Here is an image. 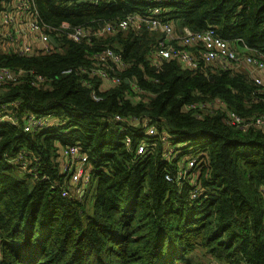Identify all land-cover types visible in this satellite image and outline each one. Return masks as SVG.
<instances>
[{
    "label": "trees",
    "instance_id": "obj_1",
    "mask_svg": "<svg viewBox=\"0 0 264 264\" xmlns=\"http://www.w3.org/2000/svg\"><path fill=\"white\" fill-rule=\"evenodd\" d=\"M9 1L0 0V9ZM35 4L47 23L90 26L151 6L149 0ZM165 10L177 30L212 27L220 37L240 38L264 55V0H169ZM158 36L131 29L104 35L91 48L66 40L57 53H0V66L46 78L34 86L23 73L0 100H18L20 115L51 112L59 120L36 134L0 124V264H264V128L242 131L220 114L199 118L183 108L220 97L246 118L263 112L264 104L253 100L255 87L243 73L212 71L201 62L183 68L167 58L151 65L149 51ZM107 46L131 62L121 76L138 79L141 100L125 98L129 86L121 81L95 101L80 77L63 73L88 64L89 50ZM116 113L147 115L183 145L185 155L201 153L203 162L194 170L202 188L197 200L164 179L177 162H164L156 139L136 130L130 148L125 145L112 119ZM143 138L153 146L148 156L135 151ZM76 142L91 164L80 196H62L47 180H35L8 161L23 151L33 160L29 168L60 181L57 151Z\"/></svg>",
    "mask_w": 264,
    "mask_h": 264
},
{
    "label": "built area",
    "instance_id": "obj_2",
    "mask_svg": "<svg viewBox=\"0 0 264 264\" xmlns=\"http://www.w3.org/2000/svg\"><path fill=\"white\" fill-rule=\"evenodd\" d=\"M168 1L149 0L151 6L143 13H128L125 17L113 21H94L90 26L72 24L65 20L58 24L47 23L39 17L35 0H10L0 9V53H15L24 57L57 53L64 49L66 40L83 43L91 48L94 41L104 35L131 29L136 31L145 29L159 35L149 51L151 65L158 67L162 60L167 58L178 60L183 68H195L201 62L212 71L243 73L254 81L251 82L255 87L252 92L253 100L262 101L264 104V55L256 49L249 48L240 38L226 40L220 37L212 27L202 31H192L187 27L177 30L173 22L166 19L165 6ZM87 58L90 60L88 64L72 66L63 70V73L80 77L93 100H102L104 98L102 92L121 81L129 86L125 98L135 101L143 98L138 79L135 76L130 78L121 76V72L131 62L123 61L119 51L108 46L91 49ZM241 63H244V70L240 68ZM23 73L29 76L30 85L39 86L45 82V76L33 70L13 71L10 67L0 66V94L8 89V85L17 83L16 80ZM18 106L19 101L16 99L0 100V124H13L24 133L35 134L49 126L59 125L54 113L29 112L20 115ZM183 108L199 118L220 114L225 124L242 131L264 128V111H254L245 118L230 109L220 97L191 101ZM112 119L118 125L120 134L124 135V143L129 148L132 144L130 135L136 130H141L151 140L156 139L162 146L161 156L164 162L167 165L177 162L173 172L166 171L164 178L175 182L178 189L185 187L189 200L199 198L202 188L196 181L198 174L194 170L196 164L200 165L203 162L201 153L185 155L183 145L175 144L167 130L147 115L124 116L116 113ZM136 145V154L144 155L150 152L149 149L153 150L152 144L145 138ZM8 161L35 180H47L51 187L59 189L62 196L70 195L72 192L80 196L91 174L88 154L78 142L60 146L57 151L55 161L58 164L60 181L50 182L47 175L39 174L36 168H29L28 165L33 160L31 158L28 160V155L23 151L17 152Z\"/></svg>",
    "mask_w": 264,
    "mask_h": 264
},
{
    "label": "rangeland",
    "instance_id": "obj_3",
    "mask_svg": "<svg viewBox=\"0 0 264 264\" xmlns=\"http://www.w3.org/2000/svg\"><path fill=\"white\" fill-rule=\"evenodd\" d=\"M19 56H21V55H19ZM240 68L242 69V70H244V63H241L240 64ZM247 77L249 78V80L252 82V83H254V81L247 75ZM161 134H163V133H161ZM179 146L181 145V144H178ZM149 151H151L150 149H149ZM145 156H148L149 155V153H146V154H144ZM90 176H91V174H90ZM165 179V178H164ZM166 180V179H165ZM166 181H168V180H166ZM169 183H171L175 188H177V192H186L187 193V197H188V192H187V189L184 187V188H181V189H178V187H177V185H176V183L175 182H170V181H168ZM83 193V192H82ZM82 195V194H81ZM203 264H210V262H204Z\"/></svg>",
    "mask_w": 264,
    "mask_h": 264
},
{
    "label": "water",
    "instance_id": "obj_4",
    "mask_svg": "<svg viewBox=\"0 0 264 264\" xmlns=\"http://www.w3.org/2000/svg\"><path fill=\"white\" fill-rule=\"evenodd\" d=\"M176 24H177V26L179 25V21H176ZM51 40L52 41H54V39L53 38H51Z\"/></svg>",
    "mask_w": 264,
    "mask_h": 264
}]
</instances>
